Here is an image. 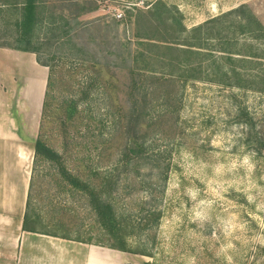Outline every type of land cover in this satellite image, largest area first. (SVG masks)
<instances>
[{"label": "rangeland", "instance_id": "374dc122", "mask_svg": "<svg viewBox=\"0 0 264 264\" xmlns=\"http://www.w3.org/2000/svg\"><path fill=\"white\" fill-rule=\"evenodd\" d=\"M45 1L69 31L37 34L56 156L30 162L29 227L140 264H264V0ZM196 38L205 55L176 48ZM28 81L7 69L1 101Z\"/></svg>", "mask_w": 264, "mask_h": 264}, {"label": "crops", "instance_id": "0c3cea01", "mask_svg": "<svg viewBox=\"0 0 264 264\" xmlns=\"http://www.w3.org/2000/svg\"><path fill=\"white\" fill-rule=\"evenodd\" d=\"M7 69L27 75L29 81L19 86L26 95L24 106L8 105L0 97V264H140L116 249L67 245L53 236L24 230L30 162L39 131L37 112L42 110L48 68L38 63L34 53L0 47V78ZM19 87L14 84V91L19 93Z\"/></svg>", "mask_w": 264, "mask_h": 264}, {"label": "trees", "instance_id": "16d2710c", "mask_svg": "<svg viewBox=\"0 0 264 264\" xmlns=\"http://www.w3.org/2000/svg\"><path fill=\"white\" fill-rule=\"evenodd\" d=\"M90 10L93 11L94 9L91 8ZM1 20L3 21V24L0 25V41L4 40V42H0V47L34 53L36 55L38 63L42 66L49 68L50 71L51 69L49 64L41 62L40 59L37 57V34L42 32L43 35H48L52 34L53 32H58V38H64V36L67 35L69 30L65 29L64 24H57L56 18L54 17L52 12L49 11L46 1L0 0V21ZM62 20L63 18L60 17V21ZM202 27L203 26L192 29L191 33L197 35V33L201 32ZM218 34L220 35L221 31ZM10 37H12L14 44L17 43L18 46L9 45L8 43H5V39H9ZM198 38L200 39V37ZM198 38H196V40L198 41L196 43H186L176 48H180L181 50H183V52L187 54L188 57L191 55H205L206 52L203 51L206 50L205 44L201 43ZM205 38H203V40ZM220 38H222V36ZM219 51L222 53V57H220L221 59L227 61L228 63L235 62V58L232 56L233 53H230L227 47L221 45ZM238 62L244 63L246 61L244 60ZM182 66L187 72V74L185 75L186 80L189 78L194 80H200V77L198 75L192 74L198 67L191 65L189 61H187L186 63H182ZM197 66H200V64H198ZM221 74L222 76L220 77V79L217 80V82L227 85L224 80L227 76V72L225 71ZM235 74L237 75L238 73L235 72ZM241 81H243V79H238L236 84V86H238L239 88L245 86V84L241 83ZM52 82L53 80L51 78V73H49L42 105V115L43 112L46 110V107L48 106L47 89H49ZM261 82L264 84V79H262ZM34 153L37 157H42L45 160H53L55 158L54 156H56V154H54L52 150L47 147L46 144L39 138H37L34 143ZM110 209L111 205L105 204L98 207V212L100 213V215H103L104 213L110 211ZM27 216L28 214L26 213L24 217L23 228L27 231H34L28 225L29 220ZM110 248L116 249L121 252H127L124 249V245H121L118 248Z\"/></svg>", "mask_w": 264, "mask_h": 264}]
</instances>
